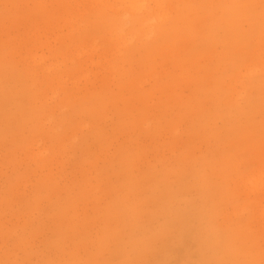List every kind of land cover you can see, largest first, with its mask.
<instances>
[{
  "label": "rangeland",
  "instance_id": "1",
  "mask_svg": "<svg viewBox=\"0 0 264 264\" xmlns=\"http://www.w3.org/2000/svg\"><path fill=\"white\" fill-rule=\"evenodd\" d=\"M0 264H264V0H0Z\"/></svg>",
  "mask_w": 264,
  "mask_h": 264
}]
</instances>
